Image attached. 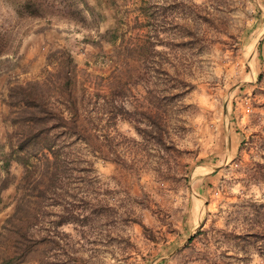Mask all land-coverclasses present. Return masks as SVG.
I'll list each match as a JSON object with an SVG mask.
<instances>
[{"label":"rangeland","instance_id":"obj_1","mask_svg":"<svg viewBox=\"0 0 264 264\" xmlns=\"http://www.w3.org/2000/svg\"><path fill=\"white\" fill-rule=\"evenodd\" d=\"M86 1L93 14L75 0L67 7L75 19L51 20L52 31H42L46 20L18 18L0 0L5 57L21 64L11 72L17 82L42 79L57 44L72 52L87 92L106 93L116 68L126 61L132 68L146 41L154 45L151 67L143 69L149 84L162 88L168 82L153 70L162 61L194 88L163 110L166 148L137 134L134 120H115L109 133L136 174L81 148L92 168L79 170L71 191L107 207L108 217L61 228L67 249L92 264H264L255 248L243 249L224 236L264 228V220L251 216L252 204L264 205V182L252 178L264 164V0ZM86 37L92 42L85 45ZM145 83L125 99L129 111L151 102ZM198 230L205 234L181 251Z\"/></svg>","mask_w":264,"mask_h":264},{"label":"trees","instance_id":"obj_2","mask_svg":"<svg viewBox=\"0 0 264 264\" xmlns=\"http://www.w3.org/2000/svg\"><path fill=\"white\" fill-rule=\"evenodd\" d=\"M7 2L18 18L46 20L42 31H52L51 20H73L76 16L67 9L75 0ZM81 3L88 13L95 12V7L86 0ZM106 31H111V25ZM111 34L112 40L117 39V32ZM89 42L91 39L83 38L85 45ZM7 46V35L0 26V215L10 210L0 221V264H92L89 258L67 249L70 241L61 230L70 224L85 226L99 217H108L107 207L83 193L71 191L73 177L79 170L87 172L92 168L81 148H86L95 158L113 163L124 173L136 174L135 165L117 152L115 137L109 129L117 118L130 123L134 120L137 134L166 148L165 134L169 129L163 110L185 96L194 85L177 69L170 73L162 61H157L153 70H157L158 76L164 74L172 85L164 82L161 88L156 83L149 84L143 69L152 63L154 45L146 41L137 48L139 54L132 68L127 61L116 68L106 93L96 90L89 94L80 80L72 52L57 44L46 57L44 77L19 83L11 72L21 64L5 57ZM143 83L146 87L151 85L146 90L151 102L129 111L125 99L132 87ZM252 178L254 182H264V164H258ZM251 207L256 223L264 220V205ZM52 215L54 219L50 221ZM201 234L205 231L198 230L181 251ZM224 236L235 245L243 249L253 247L264 256V228L259 231L251 226L238 235L225 233ZM212 263L226 264L216 259Z\"/></svg>","mask_w":264,"mask_h":264},{"label":"water","instance_id":"obj_3","mask_svg":"<svg viewBox=\"0 0 264 264\" xmlns=\"http://www.w3.org/2000/svg\"><path fill=\"white\" fill-rule=\"evenodd\" d=\"M261 39V38H260ZM260 39H258V41H257V43L260 41ZM256 43V44H257ZM227 153L229 154V147H228V149H227Z\"/></svg>","mask_w":264,"mask_h":264},{"label":"built area","instance_id":"obj_4","mask_svg":"<svg viewBox=\"0 0 264 264\" xmlns=\"http://www.w3.org/2000/svg\"><path fill=\"white\" fill-rule=\"evenodd\" d=\"M248 111V110H247Z\"/></svg>","mask_w":264,"mask_h":264}]
</instances>
